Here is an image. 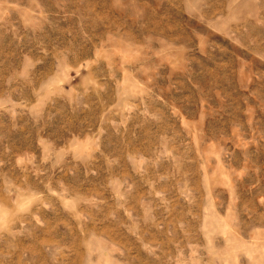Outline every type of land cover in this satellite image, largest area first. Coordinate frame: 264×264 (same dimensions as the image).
I'll use <instances>...</instances> for the list:
<instances>
[{
	"label": "rangeland",
	"instance_id": "rangeland-1",
	"mask_svg": "<svg viewBox=\"0 0 264 264\" xmlns=\"http://www.w3.org/2000/svg\"><path fill=\"white\" fill-rule=\"evenodd\" d=\"M82 205L94 264H264V0H0V264Z\"/></svg>",
	"mask_w": 264,
	"mask_h": 264
},
{
	"label": "crops",
	"instance_id": "crops-1",
	"mask_svg": "<svg viewBox=\"0 0 264 264\" xmlns=\"http://www.w3.org/2000/svg\"><path fill=\"white\" fill-rule=\"evenodd\" d=\"M85 206L83 205L80 206L81 208H84V209L86 208L85 209L86 212L82 213V216H81L82 222L80 224L75 223L74 226H72L70 230L67 229L66 232H63L61 227L56 224V221L58 219H54L55 224H52V237H49L50 234L42 236L45 233V231L44 230L42 231V229H38V230L32 231L33 233L32 238L25 239V238L19 237L16 239L8 240L7 243L9 244V246L11 245L13 247V244H15V246L17 245L18 248L30 247L31 249L28 248L27 251L25 250L18 251L17 249V251L14 254H11L8 249L5 251V249H3V246H2L1 252L3 254L7 253L11 257L2 259L1 264H40V261H37L36 256H35L37 247L39 248L44 247V249L41 248V250H39L40 253H42V255H44L45 253H48V255H50L51 258H52L53 249H57V247H60V248L65 247L64 253H68L66 257L70 258V257L75 256L74 260L70 259V264H78V260H77L78 256L75 255L76 254L75 248H77L79 252L80 264H94L95 262H98L97 260L93 258L94 253L101 252V254L103 255V252H102L103 248L106 246L109 247L108 245L110 244L115 245V246L116 245L119 246L121 242H123L124 244H127L126 241H122V239H120L119 237L120 236V226H118L117 223L113 220H110V219L104 220V212H103L104 208L97 209L96 212H94V210L89 211L88 207H85ZM112 215L115 217L119 216L120 218V216L122 215V212L120 209H118L117 211H114ZM91 220L96 221L95 223L97 225L96 230L99 233L96 239H94V233H91L93 232L92 231L93 229L88 223H86ZM83 221H85V223ZM78 226H81L80 233H78V230H77V234L79 237L76 235V229L78 228ZM109 229H112V231L116 232L118 236V240L120 242L119 244L116 243L114 237L111 240L105 236V232L109 231ZM89 233L91 234L89 235ZM34 235L36 237H34ZM90 245L92 247H96L95 248L96 250L94 248L91 249L92 253H90V248H91ZM46 248H52V249L48 250ZM56 252L57 251H55V253ZM25 255H32L31 258L29 257L30 261L26 262V260H18V256L24 257ZM37 257L40 258V255ZM113 261H115V258Z\"/></svg>",
	"mask_w": 264,
	"mask_h": 264
}]
</instances>
